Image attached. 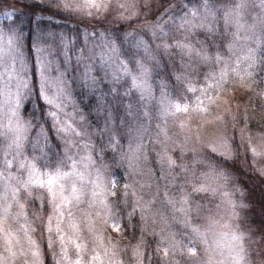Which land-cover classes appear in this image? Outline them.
<instances>
[{"label": "rangeland", "instance_id": "1", "mask_svg": "<svg viewBox=\"0 0 264 264\" xmlns=\"http://www.w3.org/2000/svg\"><path fill=\"white\" fill-rule=\"evenodd\" d=\"M229 1L169 0L152 21L157 0H0V264H131L146 237L162 264H264V163L252 154L264 144V0ZM217 5L227 57L189 40ZM177 31L188 56L173 76ZM161 65L184 81L153 82ZM49 187L67 198L59 233ZM133 211L144 225L128 247L120 223Z\"/></svg>", "mask_w": 264, "mask_h": 264}, {"label": "trees", "instance_id": "2", "mask_svg": "<svg viewBox=\"0 0 264 264\" xmlns=\"http://www.w3.org/2000/svg\"><path fill=\"white\" fill-rule=\"evenodd\" d=\"M225 2H230V1L225 0ZM219 5H220V3H219ZM219 5L215 6L214 11H213V19L212 20H213L214 26L210 27L207 31L198 30L189 36V40L191 42H194L195 48L198 49V51L200 53H201V49H203L202 53L207 55V57H212L215 52L219 53L223 57L228 56V43L219 34L220 24H221V20H222V18H221L222 12L220 11V9H218ZM171 35L175 36V41L177 42V45L174 47V49H175L174 50L175 64L170 63V69L172 68V71H173L172 75L175 76L182 71L181 67L183 69L186 67L187 64H186L185 58H187L188 55H187V52L182 47H180L179 43H184V39H183V37H180L179 31H177V33L174 32ZM186 40H187V37H186ZM26 42H27V48L29 49V43H28L29 40H27ZM258 55L264 56V47H262L259 50ZM29 59H31V55H29ZM161 66H162V71L157 76L153 75V78H152L153 82L155 79H157V80L163 79L166 81L169 88L173 89L174 86L179 84V81H181V82L184 81V79L181 77L185 72L179 74L176 77V79H175L176 84H175L174 81L171 79V77H169L167 75L163 65H161ZM261 80H262V78H261L260 72H257L256 74H254V78L252 77V79L250 81V91H251V96H252L250 100H251V104L253 106L258 105L261 101L260 95H259L260 94V88L262 87ZM37 102H39V101L37 100ZM91 107H93V106L88 105V110L91 109ZM83 109H84V111L85 110L87 111L86 108H83ZM125 109H126V107H125ZM118 111H119V109L116 111L115 110L112 111L113 117L117 114ZM259 122L260 121H257V120H249L248 128L255 129L256 126L259 125ZM108 157L112 161L111 171L112 172L118 171V167H119L118 160H116L115 157L111 156V155H109ZM120 172L121 171L119 168L118 173H120ZM245 185L248 187V190L250 191V193L253 194L255 199H257L256 194H258V193L251 186V182L245 183ZM115 192L117 193V195H115V196L112 195V199H111V204L113 205L114 211L117 212L119 215H124L127 213V209H128L129 213H130V205L129 204L131 202L129 200V196L126 193V191H125V199L123 198V191L120 188L115 190ZM131 214H130L131 215L130 220L128 222L126 220L124 221V219H122L121 223H120L121 234L123 237L125 236L124 237L125 238V246H128V247L133 246V243L135 242L137 236L141 233L142 226L144 225V222H142V219H141L140 215H138V213L136 214L133 211ZM258 224L261 226L264 225V212H262V214L259 215ZM144 233H146V232L144 231ZM153 242H154L153 238H147V237L145 238V245L143 247V251H137L138 262L134 261L132 258H129V255H130L129 251H125V256H127L128 259H132L131 264H162L161 259L159 257V254L156 253L154 248H153Z\"/></svg>", "mask_w": 264, "mask_h": 264}, {"label": "snow or ice", "instance_id": "3", "mask_svg": "<svg viewBox=\"0 0 264 264\" xmlns=\"http://www.w3.org/2000/svg\"><path fill=\"white\" fill-rule=\"evenodd\" d=\"M96 7H100L99 5H95ZM148 7L151 8V3H150V0H149V3H148ZM171 11V5L169 3V0H157V11L155 12L154 15H151L149 17H147V19L149 20H152V21H156L158 17H165L170 13ZM158 25L153 23V24H149L148 27L150 28H155L157 27ZM129 27H131V25H129ZM180 47H185L183 45H181ZM189 51H194L193 49H188ZM203 52V49H201V53ZM200 53H197V55H199ZM49 86V82L47 80H45V88H47ZM45 96H47V93L45 92L44 93ZM47 103L50 104V105H53L57 108H59L60 106L59 105H56L55 104V101L52 99V98H48L47 99ZM52 116L55 117L56 116V113L53 112L52 113ZM218 142L224 144V146L226 147V141H223L221 140L220 137L217 138ZM233 143H235V141H233ZM237 149L239 148V145H236ZM257 148L259 150H257ZM257 148H254L252 149V154L254 156H257V157H261L262 159L260 160L261 163H264V144H260L257 146ZM215 150V149H213ZM246 151H247V146H246ZM238 157L234 156L233 157V162H235V160L237 159ZM70 178V177H69ZM53 180L49 179L47 181V184L50 186L51 184H53ZM40 188H43L45 187V185L41 184L39 186ZM116 185L113 184L112 185V188L115 189ZM204 189H200V188H197L195 189V191H202ZM48 192L51 194L52 196V204H53V210H54V213H55V216H48L47 217V220H48V232L51 233L52 232V228H51V223L53 221V219H56L57 221V224H56V231L57 233L60 232V224L64 221V213L62 212L61 208L62 206L63 207H67V205L65 204V200L67 199L66 197H63L60 193H57V192H53L51 187L48 188ZM72 193L74 194L73 195V199L76 201L77 204L81 203V198L82 196L84 195L83 191L81 190L80 194L79 195H75V193H77V189L75 187L72 188ZM114 196L117 195L116 192H113L112 193ZM29 195H32L31 192H29ZM93 195H97V193H93ZM38 198H41V199H44L43 196H40ZM47 203V201H46ZM92 205L89 204V207H91ZM22 207V206H21ZM69 217H71V212H69ZM71 227L72 228H75L76 225L75 223H72L71 224ZM119 229V226L118 225H114L113 227V230L114 231H118ZM33 231H35V229H33ZM196 229H193V232H195ZM61 240H63V237H61ZM34 243V242H33ZM32 255L34 257H37V260H38V253L37 252H33ZM64 255L66 256V251L64 252ZM57 264H59V261H57ZM76 264H79V261H76Z\"/></svg>", "mask_w": 264, "mask_h": 264}]
</instances>
